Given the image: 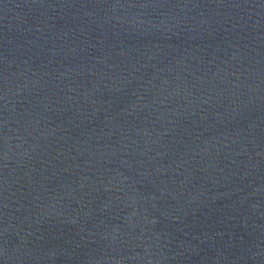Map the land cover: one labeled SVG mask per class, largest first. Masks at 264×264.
Masks as SVG:
<instances>
[{"label": "water", "instance_id": "obj_1", "mask_svg": "<svg viewBox=\"0 0 264 264\" xmlns=\"http://www.w3.org/2000/svg\"><path fill=\"white\" fill-rule=\"evenodd\" d=\"M0 264H264V0H0Z\"/></svg>", "mask_w": 264, "mask_h": 264}]
</instances>
